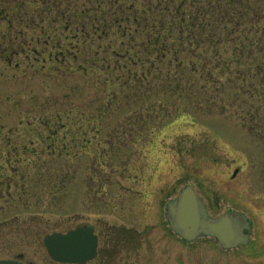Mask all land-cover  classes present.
<instances>
[{
  "label": "rangeland",
  "instance_id": "374dc122",
  "mask_svg": "<svg viewBox=\"0 0 264 264\" xmlns=\"http://www.w3.org/2000/svg\"><path fill=\"white\" fill-rule=\"evenodd\" d=\"M56 68L0 81V147L9 150L0 152V260L58 264L45 236L106 223L134 237L112 250V264H264L250 247L185 243L164 217L165 204L192 184L211 217L231 209L254 220L251 236L264 249V76L230 86L221 78L217 92L208 84L200 96L187 90L185 101L203 108L173 115L170 96L152 106L163 98L156 90L112 98ZM52 134L66 136V146L42 145Z\"/></svg>",
  "mask_w": 264,
  "mask_h": 264
},
{
  "label": "trees",
  "instance_id": "16d2710c",
  "mask_svg": "<svg viewBox=\"0 0 264 264\" xmlns=\"http://www.w3.org/2000/svg\"><path fill=\"white\" fill-rule=\"evenodd\" d=\"M0 25V81L57 67L112 98L156 90L163 98L152 106L170 96L173 115L203 108L185 101L187 90L200 96L208 84L217 92L264 76V0H0ZM57 134L42 145L65 147Z\"/></svg>",
  "mask_w": 264,
  "mask_h": 264
},
{
  "label": "water",
  "instance_id": "95a60500",
  "mask_svg": "<svg viewBox=\"0 0 264 264\" xmlns=\"http://www.w3.org/2000/svg\"><path fill=\"white\" fill-rule=\"evenodd\" d=\"M237 173L238 169H235L231 178ZM165 218L170 229L184 241L212 237L223 249L246 244L250 230L249 221L235 211L211 218L192 185L185 186L175 199L166 204ZM43 243L50 258L58 263L85 264L96 253V238L91 228H77L64 235L55 233L47 236ZM0 264L21 263L0 260Z\"/></svg>",
  "mask_w": 264,
  "mask_h": 264
},
{
  "label": "flooded vegetation",
  "instance_id": "af4514ba",
  "mask_svg": "<svg viewBox=\"0 0 264 264\" xmlns=\"http://www.w3.org/2000/svg\"><path fill=\"white\" fill-rule=\"evenodd\" d=\"M262 211L263 209H260L258 212L261 213ZM254 224H255V221L250 219V233H249V238L247 240V243L243 246H237L234 249L241 250V249L250 247L252 248L251 251H253V253L258 251L257 253L264 254V249L258 250L259 244L255 243L257 242V239H260V238H256L254 235L251 236V232L254 229ZM78 227L79 228L90 227L92 229L93 235L96 237L95 256L91 261L85 264H112V258H111L112 250L119 251L121 250L120 246L121 247L127 246L134 241V237L129 235V233L133 234L132 232L129 231L126 236H123L124 234L122 233L124 232V229L118 228L119 233H115L116 230H114L112 226H108L106 223H104V225L100 227V229L97 227L96 224L92 226V225H87L86 223H80L75 228H78ZM134 234H135L134 236L136 237L137 236L136 233Z\"/></svg>",
  "mask_w": 264,
  "mask_h": 264
}]
</instances>
